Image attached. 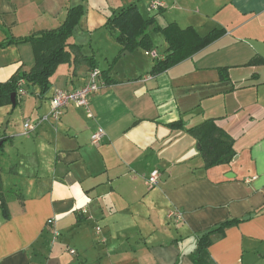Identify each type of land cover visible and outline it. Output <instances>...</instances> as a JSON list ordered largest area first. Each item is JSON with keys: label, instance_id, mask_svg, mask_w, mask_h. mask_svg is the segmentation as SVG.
<instances>
[{"label": "crops", "instance_id": "obj_1", "mask_svg": "<svg viewBox=\"0 0 264 264\" xmlns=\"http://www.w3.org/2000/svg\"><path fill=\"white\" fill-rule=\"evenodd\" d=\"M137 1L0 0V84L34 65L29 42L7 41L58 28L69 8L84 11L68 40L74 49L56 67L49 88L43 94L37 86L29 89L28 101V92L17 97L23 117L17 131L5 124L12 105L0 106V264H193L198 239L234 221L212 236L206 264H264V79L255 71L264 56L251 47L243 56L237 47H221L225 39L238 44V35L264 32V0H228L225 22L206 33L202 25L181 27V14L209 18L198 12V3L189 8L194 0H159L160 13L148 17L153 30L175 24L200 36L222 33L156 75L151 71L165 51L124 50L106 27L108 18L131 4L140 12ZM168 5L180 15L157 24ZM134 54L131 65H122V58ZM89 60L106 77L89 97L88 111L69 105L56 123L39 122L56 90L86 83ZM239 66L254 70V82L232 80L231 70ZM192 87L206 88L222 112L188 117L200 110L182 102L193 95L200 101ZM249 87L227 112L224 96ZM26 120L37 123L28 135ZM207 121L231 140L229 163L206 167L196 130ZM98 129L104 136L92 145ZM155 170L157 184L150 187ZM172 211L180 216L168 218Z\"/></svg>", "mask_w": 264, "mask_h": 264}, {"label": "trees", "instance_id": "obj_2", "mask_svg": "<svg viewBox=\"0 0 264 264\" xmlns=\"http://www.w3.org/2000/svg\"><path fill=\"white\" fill-rule=\"evenodd\" d=\"M83 7L69 8L65 18L56 29L44 31L17 40H9L5 45L29 42L34 54V65L28 72L17 73L8 82L0 84V106L12 105L11 94L16 105L18 97V83L24 81L23 89L31 85L37 86L43 94L49 88V78L59 64L68 62L70 52L74 47L68 43L75 27L83 16ZM154 24L153 18H143L136 4H131L107 19L106 27L114 34L116 41L124 50L142 49L146 52L153 50V42L147 31ZM155 31L161 32L166 43L163 60H157L151 71L152 75L164 72L176 64L190 58L215 39L222 31L213 30L205 36H200L193 28L181 29L175 24L165 28L155 25ZM90 61V70L96 68ZM256 63L262 62L256 60ZM106 77V72L101 71ZM226 69L220 70V79L225 80ZM27 93V91H26ZM14 105V106H15ZM12 105V107H14ZM199 134L200 150L203 153L206 167L229 163L234 156L231 140L219 130L212 121L202 124L197 130ZM4 208V205L2 204ZM239 221L229 222L205 233L198 239L196 250L190 255L193 264H206L207 248L212 242V236L220 235L228 226Z\"/></svg>", "mask_w": 264, "mask_h": 264}, {"label": "rangeland", "instance_id": "obj_3", "mask_svg": "<svg viewBox=\"0 0 264 264\" xmlns=\"http://www.w3.org/2000/svg\"><path fill=\"white\" fill-rule=\"evenodd\" d=\"M137 2L139 5L140 12L146 18H148L149 16H153L155 14L158 15L160 13V11H156V9L154 10L149 7L152 0H138ZM155 2H159V0H156ZM227 2L228 0H194V3L190 5L189 8L195 7V5L198 3V5L200 6L198 12H201V14H209V18L207 20L206 19L201 20L199 17L200 15H195L191 13L181 14L185 17V20L183 21V23H181V27H186L190 24H193L195 25V28H199V26L202 25L203 29H200L201 30L200 32H205V33L213 28L221 27V25H217V23L225 22V17L227 16L226 11H228L226 7H229V6L227 5L224 6V4H227ZM216 6L219 9L217 10L214 9ZM167 8H168L167 11L163 15L161 14L159 15L157 24H163L164 23L163 20L166 17H171L172 15H180V13L178 12L175 13L174 11L170 10L171 9L170 5H168ZM194 10H198V9H194ZM149 34L153 42V50L156 51L158 54H162L166 49V43L164 41L163 35L159 31L158 32L154 31L152 28L149 29ZM238 36H239V41L242 43L238 41V44H236L237 42L232 41V44L234 45L233 46L231 44L230 39L229 40L225 39L221 42V47L225 49V51L226 50L229 51V49H227L228 47H231L232 49L237 47L236 49L238 50V54H240L241 56H243L244 49L251 47L253 50H255L254 52L260 51L259 53L264 56V32L259 33L257 34V37H252V38L241 37L240 35ZM134 58H135V54L130 57H124L122 58L121 63L123 65V63L132 62ZM147 59H150V58H147ZM121 63L117 65V69L121 65ZM131 64L132 63H129V65ZM99 66L101 67L102 65H99ZM253 71L254 70L251 67H246V66H239V67L232 68L231 70L232 80L236 81L238 85L254 82L252 80H249ZM255 71L259 73L261 78L264 79V65L255 69ZM214 87H217V86H214ZM35 88H36L35 86H31L29 88H26V90L29 94V89L32 91V89H35ZM251 88L252 87H249L241 91H235V92L226 94L224 98L226 97L225 99L227 100V105H228L227 112L229 108H231L232 106L236 104L239 96L244 93H248V91H250ZM205 89L206 88H203V87H192V89H190L191 94L195 92L199 94L200 101H196V99L194 98V95L192 96V98L189 97V98H184L182 100L185 106H189V108L193 106L195 110L197 108L201 110V113L199 112L200 110H198V112L197 111L193 112L192 116L190 115L188 117H192L195 119L204 118V117L211 116L219 112H222V111L218 112V108L216 104H214L216 101H212L211 98L207 97V95L205 94L206 92ZM31 98L32 97L29 94L28 98H26L24 101H28ZM20 103L18 104L17 102V105L15 106V108H12L11 106H9L7 110L6 118H5V124L10 129L11 128L16 129V131L18 130V125L22 123V119H23V117H21L19 113ZM199 160L201 161V158H199ZM4 194H7V192H5Z\"/></svg>", "mask_w": 264, "mask_h": 264}, {"label": "built area", "instance_id": "obj_4", "mask_svg": "<svg viewBox=\"0 0 264 264\" xmlns=\"http://www.w3.org/2000/svg\"><path fill=\"white\" fill-rule=\"evenodd\" d=\"M160 6V3L153 2L151 4V7L153 9H156ZM153 57H155V53H152ZM24 81H20L18 83L19 89H18V96L20 98H23L27 95L26 91L23 89L24 87ZM103 85L102 83V74L101 71L97 68H94L88 72L87 81L86 83L81 86L80 88L72 91L67 90H56L53 94V96L50 99V109L49 113L39 119V122L44 121H52L53 123H56L61 115L63 114V111L65 108H67L69 105H74L77 108H83L88 111V105H89V97L96 93L100 87ZM38 122V123H39ZM37 123H31L30 121L26 120L23 123V134L28 135L31 133ZM104 131L102 129H98L95 131L90 138L91 144L96 145L99 143V141L103 138ZM158 171H152L150 173V176L147 180L148 185L150 187H153L157 184V178H158ZM180 213L178 211H172L168 214V218L172 217H179ZM50 225H53L52 222H50ZM55 238L58 236L57 231H54ZM70 253H74L73 250H70Z\"/></svg>", "mask_w": 264, "mask_h": 264}, {"label": "water", "instance_id": "obj_5", "mask_svg": "<svg viewBox=\"0 0 264 264\" xmlns=\"http://www.w3.org/2000/svg\"><path fill=\"white\" fill-rule=\"evenodd\" d=\"M14 96H15V94H11V102H12V105L15 104V103H14V100H13Z\"/></svg>", "mask_w": 264, "mask_h": 264}]
</instances>
